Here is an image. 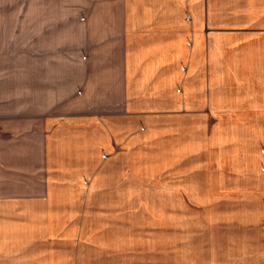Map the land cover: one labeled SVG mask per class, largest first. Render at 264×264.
<instances>
[{"label":"crops","instance_id":"obj_1","mask_svg":"<svg viewBox=\"0 0 264 264\" xmlns=\"http://www.w3.org/2000/svg\"><path fill=\"white\" fill-rule=\"evenodd\" d=\"M151 142L170 165L202 143L210 196L236 171L264 264V0H0V264H67Z\"/></svg>","mask_w":264,"mask_h":264},{"label":"rangeland","instance_id":"obj_2","mask_svg":"<svg viewBox=\"0 0 264 264\" xmlns=\"http://www.w3.org/2000/svg\"><path fill=\"white\" fill-rule=\"evenodd\" d=\"M215 122L210 118L209 126ZM148 145L134 149L126 177L118 173L101 182L100 214L68 225L67 264H250L241 257L243 226L237 222L244 206L236 171L215 181L230 195L213 197L202 143L192 155L182 150L175 165L167 164L170 152ZM193 157L197 165L189 166Z\"/></svg>","mask_w":264,"mask_h":264}]
</instances>
